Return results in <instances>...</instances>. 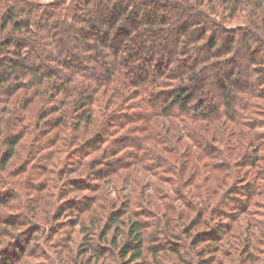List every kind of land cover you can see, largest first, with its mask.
Masks as SVG:
<instances>
[{"label": "trees", "instance_id": "trees-1", "mask_svg": "<svg viewBox=\"0 0 264 264\" xmlns=\"http://www.w3.org/2000/svg\"><path fill=\"white\" fill-rule=\"evenodd\" d=\"M259 100H264V0H0V185L7 189L13 185L6 164L25 137L32 143L29 155L64 153L71 171L99 190L100 181L127 166L116 160L117 170L96 169L106 157L127 152L122 156L166 177L172 190H180L184 177L181 160L197 162L187 183L198 201H183L187 214L176 208L174 218L154 214L152 226L166 238H176L182 227L196 241H217L223 226L213 234L210 218L234 208L231 194L264 190L256 168L264 146L254 133L262 126L256 117L264 113ZM96 150L101 156L94 162H77L83 152ZM244 167L252 177L237 185ZM93 200L69 202V216L74 209L92 215ZM106 204L100 218L90 220L95 230L104 225L101 239L121 223L124 211ZM248 208L244 213H251ZM127 216L121 245L115 246L122 261L144 264L143 228L149 224ZM78 222L83 235H92ZM200 225L209 229L199 230ZM21 241L25 248L15 254L13 244L0 248V264L20 263L30 246L29 238ZM92 243L88 249L100 255Z\"/></svg>", "mask_w": 264, "mask_h": 264}, {"label": "rangeland", "instance_id": "rangeland-1", "mask_svg": "<svg viewBox=\"0 0 264 264\" xmlns=\"http://www.w3.org/2000/svg\"><path fill=\"white\" fill-rule=\"evenodd\" d=\"M258 102L263 103L264 100ZM98 106V103L93 105L96 119L97 116L99 117ZM258 110L264 111V107ZM256 118H260L262 126L255 128L254 133L257 134L258 142L263 143V147L264 113H259ZM60 143L61 141H58L55 145L61 147ZM31 146L29 138L21 139L13 156L6 164L5 171L9 173L6 176L13 185V189H7L4 184L0 185V189H5V191L0 190V202H2L0 203V248L4 246L7 248L10 246L8 244H13L11 253L15 254L19 249L25 248L21 240L29 238L30 242L28 251L18 264H134L140 262L122 261L119 248L115 246V244L121 245V239H123L121 232L126 229L122 222L123 220L127 222L128 212L132 213L133 217L140 218L144 224H149L143 228L144 264H264V190H258L260 193L254 196L253 191L248 190L231 194L234 195L230 197L234 200L231 201L234 208H222L221 215L211 216L213 234L216 231L215 227L223 226V230L217 232L219 238L223 236L222 239L212 242L196 241L182 232V227L176 228V238H166L160 233L161 229L158 230L152 226L154 224L152 222L156 221L154 214L172 215L171 217L174 218L177 216L176 208H182L187 214L189 209L185 208L183 201H189L190 198L192 201H198L194 194V186L187 183L188 176H191L189 169L197 162L181 160L180 164L186 167L184 177L178 183L180 190H172L170 183L163 180L166 177H160V173L154 175L147 172L133 158L122 156L127 152L120 153L114 157L104 158L107 162L104 167L100 160L95 166L96 169L105 168L106 172L120 166L113 163L116 160L127 164L125 168L115 169L117 170L115 173L100 181L99 187L102 190H99L98 187L93 189L94 187L90 186L94 184L90 178L89 180L81 178L78 172L71 171L74 166L68 167V159L64 153L51 155L50 151L42 150L29 155ZM73 149L69 147L67 150ZM47 154H49L48 158H43ZM100 154L98 150L83 152L77 162H94V158L100 157ZM260 157L261 161L257 163L256 168L261 169V175L264 177V148L260 149ZM174 160H172L173 164L177 166L179 161ZM245 170L244 167L237 185L247 183L252 177L248 171L244 174ZM197 179L198 177L195 181ZM258 182L264 187V179H258ZM217 192L223 195L222 198L226 197L222 194L224 190H217ZM83 197L94 199L92 211L95 210V212L91 215L87 211L75 212L76 209H74L73 214L69 216L70 211L67 212L69 202L80 203L78 201ZM216 197L217 195L214 198ZM216 200L217 198L214 199L215 202ZM107 202L110 203L111 208L124 211L120 215L121 223L113 229H108L105 237L101 239L100 234L104 225H96L98 230H95L90 220L100 218L99 210L102 206L104 208ZM246 207H249L248 210H251V213H244L243 210ZM227 211L232 212L231 216L227 215ZM206 217L208 212L204 211L203 219ZM161 221H165V218ZM75 222L85 224L86 231L92 235L89 237L83 235L79 231L80 225ZM198 229L206 231L209 227L200 225ZM7 232L10 236H6ZM233 236H238V239ZM115 238L116 243L113 241ZM89 240L99 249L100 255L97 256L88 249ZM159 243L170 244L165 250L157 248L155 253L151 252V247ZM177 249L179 252L175 251Z\"/></svg>", "mask_w": 264, "mask_h": 264}]
</instances>
